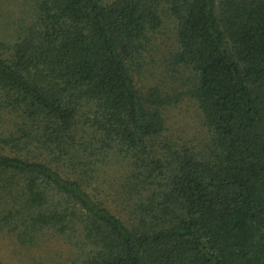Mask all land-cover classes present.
<instances>
[{
	"label": "trees",
	"instance_id": "obj_1",
	"mask_svg": "<svg viewBox=\"0 0 264 264\" xmlns=\"http://www.w3.org/2000/svg\"><path fill=\"white\" fill-rule=\"evenodd\" d=\"M4 1L0 225L67 242L57 264H264V0ZM185 93L196 143L169 126Z\"/></svg>",
	"mask_w": 264,
	"mask_h": 264
},
{
	"label": "rangeland",
	"instance_id": "obj_2",
	"mask_svg": "<svg viewBox=\"0 0 264 264\" xmlns=\"http://www.w3.org/2000/svg\"><path fill=\"white\" fill-rule=\"evenodd\" d=\"M4 2L0 5V47L1 42H8L13 32V27L8 25V20L11 17L15 20L14 14H7L14 11L15 3L10 1ZM17 15H20V11H17ZM3 22L7 23L2 26ZM166 27L163 28L162 34L153 36V43L151 47L149 46L146 54L148 61H151V63H155L156 61L154 65L161 68L165 67V64L169 66L171 59L170 55L173 53L169 46V39L172 41L174 39L175 32L173 28H175V23L172 22L167 28ZM4 34H7L8 38H5ZM154 65L146 62V66L151 69L154 68ZM166 80L165 77L157 75L155 77L146 78L145 82L151 83L154 86L162 84L164 86L166 85ZM168 116L172 136L176 138L177 141L181 142L188 140L189 142H197L196 139L202 131V125L201 121L198 119L196 103H193V101L189 99L187 93L180 97L178 104L170 107ZM104 168L105 171L100 175L97 182L98 184L102 183L104 189H106L110 183L116 184V181L122 180L120 173L123 174L125 168L120 162H113L110 166H105ZM104 193L105 192H103V194ZM68 248L69 245L67 242L56 238L50 233L46 235L45 241L42 240L40 243H21L15 233L10 232L6 227L0 225V257L7 264L63 263L65 258L69 256L67 251Z\"/></svg>",
	"mask_w": 264,
	"mask_h": 264
}]
</instances>
